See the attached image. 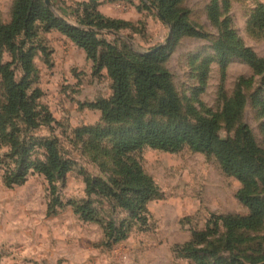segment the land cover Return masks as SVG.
Listing matches in <instances>:
<instances>
[{"label":"rangeland","instance_id":"374dc122","mask_svg":"<svg viewBox=\"0 0 264 264\" xmlns=\"http://www.w3.org/2000/svg\"><path fill=\"white\" fill-rule=\"evenodd\" d=\"M41 1L62 22L98 31L87 25L92 12L90 0H47L48 4ZM99 1V11L104 16L130 23L119 31H100V39L134 55L168 47L163 66L188 120L216 117L221 138L233 137L237 127L230 131L226 128L223 106L225 99H233L241 91L245 103L237 125L247 126L264 150V75L255 73L240 59H231L223 96L221 69L214 51L215 41L227 30L234 35L235 45L264 58V31L252 23L256 11L264 7V0H217L216 23L208 18L211 0H181L177 5L180 14L206 37L184 36L178 40H173L172 25L147 0ZM14 4L15 0H0V25L11 22ZM31 42L37 73L29 95L40 90L34 107L38 126L30 127L23 117L13 118L7 124V133H14L18 150L12 148L10 139L0 145V264H197L184 247L208 227L214 233L197 246L206 250L208 263L264 262V221L249 230L228 231L222 225L214 226L215 217L249 214L237 198L241 181L224 173L214 156L189 148L167 153L146 147L132 154L159 186L162 197L148 204L147 223L128 220L127 239L111 248L106 246L102 226L83 222L71 206L58 209L55 215L48 213L52 197L43 175L30 170L24 184L8 188L3 180L6 170H18L20 158L28 164L46 161L45 144L51 141L59 156L71 165V170L56 181L61 201L93 199L95 207L104 209L105 217H114L118 223L128 218L126 212L113 210L109 203L89 196L86 183L88 178L123 181L112 149L115 133L129 128L131 122L107 123L100 110L88 106L112 96L113 82L108 71L100 69L58 30L45 32L39 28ZM10 60L5 51L3 61ZM12 69L19 81L24 75L20 65H13ZM5 103L0 76V113ZM144 119L165 122L160 117ZM262 177L256 182L257 189L264 193V171Z\"/></svg>","mask_w":264,"mask_h":264},{"label":"trees","instance_id":"16d2710c","mask_svg":"<svg viewBox=\"0 0 264 264\" xmlns=\"http://www.w3.org/2000/svg\"><path fill=\"white\" fill-rule=\"evenodd\" d=\"M147 1L172 25L173 40L184 36L206 37L180 14L177 5L181 0ZM90 3L92 12L88 15L90 22L87 25L98 31L82 30L62 22L53 16L49 6L41 0H15L11 22L0 25V76L6 92V103L0 113V145L4 139H10L12 148L18 150L19 141L15 139L14 133H7L10 126L7 124L13 118L23 117L30 127L38 126L34 107L40 97V90L35 89L29 95L32 79L37 73L33 64L35 48L31 41L37 36L39 28L45 32H62L86 53L88 59L97 63L100 69L105 68L113 82V94L109 99H101L88 106L100 110L107 123L131 122L129 128L115 133L112 149L123 181L86 179L89 196L109 203L113 210L126 212L128 218L118 223L114 217H105L104 209L95 207L93 199L63 203L57 194L56 181L71 170V165L59 156L51 141L45 144L46 161L28 164L20 158L18 170H6L4 184L8 188L24 184L30 170L43 175L49 182L52 197L48 213L55 215L58 209L71 206L83 222L102 226L106 246L111 248L127 239L130 231L127 221L145 225L148 204L162 197L159 186L132 154L146 147L167 153H178L189 148L197 153L214 156L224 173L236 177L242 183L237 198L248 208L249 214L215 217V228L222 225L228 231H233L260 227L264 221V193L257 189L256 181L263 180L264 150L258 146L247 126L237 125L245 103L242 92L238 91L233 99L224 101L222 115L225 126L229 131L237 127L233 137L221 138V125L216 117L188 120L182 112L171 76L163 66L168 59V47H160L150 54L134 55L127 54L115 43L100 39V31H119L130 23L104 16L99 11V0H90ZM208 18L214 23L218 21L217 0H211ZM252 23L264 31V7L256 11ZM5 51L10 55L11 60L8 62L3 61ZM214 51L221 69L220 91L223 96L226 68L231 59H240L255 73L264 75V58L249 48L235 45L234 35L230 31H224L215 41ZM16 64L20 65L24 74L19 81L12 69ZM145 116L160 117L165 122L145 120ZM14 155L18 156L19 152L15 151ZM213 233L208 227L205 232L195 234L194 240L184 247V252L197 264H210L206 250L198 249L197 246ZM217 261L215 264H219L220 260Z\"/></svg>","mask_w":264,"mask_h":264},{"label":"water","instance_id":"95a60500","mask_svg":"<svg viewBox=\"0 0 264 264\" xmlns=\"http://www.w3.org/2000/svg\"><path fill=\"white\" fill-rule=\"evenodd\" d=\"M46 3L48 4V1H47V0H46ZM153 52H155V50H154ZM259 264H264V262H261V263H259Z\"/></svg>","mask_w":264,"mask_h":264}]
</instances>
